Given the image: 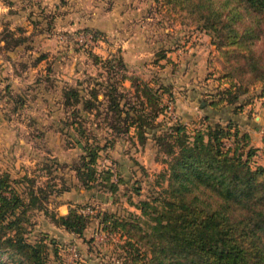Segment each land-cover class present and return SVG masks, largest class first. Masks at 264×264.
<instances>
[{
  "label": "rangeland",
  "instance_id": "obj_1",
  "mask_svg": "<svg viewBox=\"0 0 264 264\" xmlns=\"http://www.w3.org/2000/svg\"><path fill=\"white\" fill-rule=\"evenodd\" d=\"M0 7L7 9L0 12V176L19 198L24 239L45 244L46 264H129L122 239L100 220L103 213L141 219L138 200L165 185L159 173L169 155L155 138L172 122L189 130L205 116L229 121L238 134L264 130L259 87L226 101L228 64L194 14L168 0H0ZM143 83L158 94L156 107L171 102L174 119L162 110L140 140L133 125L123 133L108 127L113 112L103 95L118 96L129 117H146ZM68 88L76 97L64 95ZM217 98L218 108L199 111ZM189 108L196 114L184 115ZM89 151L90 175L82 166ZM250 162L264 165V148ZM67 197L69 207L85 210L80 235L52 216ZM0 264L14 262L0 254Z\"/></svg>",
  "mask_w": 264,
  "mask_h": 264
},
{
  "label": "trees",
  "instance_id": "obj_2",
  "mask_svg": "<svg viewBox=\"0 0 264 264\" xmlns=\"http://www.w3.org/2000/svg\"><path fill=\"white\" fill-rule=\"evenodd\" d=\"M168 1L194 14L228 64L226 101L233 102L250 86L259 87L260 96L264 93V0ZM65 94L76 97L77 89L68 88ZM141 95L140 103L152 110L146 117L141 113L129 117L118 96L106 92L103 96L113 112L108 127L123 133L133 125L141 140L142 127L164 110L163 105L156 107L159 96L147 83L142 84ZM221 100L210 99L199 106L218 108ZM90 107L84 99L83 108ZM206 119L189 130L184 123L172 122L167 135L156 136L169 155L159 173L165 185L157 195L138 200L141 219L102 214L103 226L122 239L120 246L129 264H264V165L251 164L255 147L247 144L246 133L238 134L229 121L220 125ZM119 122H125V127L119 129ZM224 140H231V145ZM261 140L264 144V130ZM87 156L82 166L90 175L95 152ZM75 171L81 174L78 167ZM37 199L33 196L28 205ZM19 205L7 178L0 176V254L14 264H46L45 244L23 237L21 215L16 212ZM52 216L77 235L86 223L85 213L77 208Z\"/></svg>",
  "mask_w": 264,
  "mask_h": 264
},
{
  "label": "crops",
  "instance_id": "obj_3",
  "mask_svg": "<svg viewBox=\"0 0 264 264\" xmlns=\"http://www.w3.org/2000/svg\"><path fill=\"white\" fill-rule=\"evenodd\" d=\"M263 100H264V94L259 97L258 104L260 103L261 106L259 107V114H256V115L259 117L260 121L264 123V101ZM200 109L201 110L205 109V107H202V108L200 107L199 111H200ZM192 112H194V114H196L195 110L191 111V109L189 108L188 112L185 111L184 115H189ZM256 115H254V116H256ZM182 118L181 119L186 124L184 117H182ZM245 130L247 131V136L249 137V138L247 137L249 139L248 144L251 145L252 147L259 148V149L254 150V151H257L259 153V151L264 148V144L262 143V140H261L262 128L257 126V125H254L253 130L249 131L248 128H246ZM71 201H74V199H72L71 197H67L65 200L62 199V201H59L58 203H56L55 209L57 210V213L58 214H64L67 211L68 207L70 206Z\"/></svg>",
  "mask_w": 264,
  "mask_h": 264
},
{
  "label": "built area",
  "instance_id": "obj_4",
  "mask_svg": "<svg viewBox=\"0 0 264 264\" xmlns=\"http://www.w3.org/2000/svg\"><path fill=\"white\" fill-rule=\"evenodd\" d=\"M164 113L166 114V115H168V116H172L171 118L172 119H174V115H173V105L171 104V102L170 101H167L166 103H165V107H164ZM224 144L226 145V146H230L231 145V140H224ZM103 162V161H102ZM87 209V208H86ZM88 210V209H87ZM86 210V211H87ZM81 211H84L85 212V210H83V209H81ZM74 254V253H73Z\"/></svg>",
  "mask_w": 264,
  "mask_h": 264
},
{
  "label": "clouds",
  "instance_id": "obj_5",
  "mask_svg": "<svg viewBox=\"0 0 264 264\" xmlns=\"http://www.w3.org/2000/svg\"><path fill=\"white\" fill-rule=\"evenodd\" d=\"M6 11H7L6 8L0 7V12H6Z\"/></svg>",
  "mask_w": 264,
  "mask_h": 264
}]
</instances>
